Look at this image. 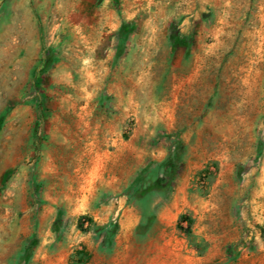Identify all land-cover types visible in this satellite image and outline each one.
<instances>
[{"label": "rangeland", "instance_id": "obj_1", "mask_svg": "<svg viewBox=\"0 0 264 264\" xmlns=\"http://www.w3.org/2000/svg\"><path fill=\"white\" fill-rule=\"evenodd\" d=\"M0 264H264V0H0Z\"/></svg>", "mask_w": 264, "mask_h": 264}, {"label": "trees", "instance_id": "obj_2", "mask_svg": "<svg viewBox=\"0 0 264 264\" xmlns=\"http://www.w3.org/2000/svg\"><path fill=\"white\" fill-rule=\"evenodd\" d=\"M122 28H123V30H126V31H128L129 29H130V24H128V23H124L123 25H122ZM84 218H88L89 219V217L88 216H85ZM91 220V219H90ZM190 227V226H189ZM190 228H188V230H189Z\"/></svg>", "mask_w": 264, "mask_h": 264}]
</instances>
